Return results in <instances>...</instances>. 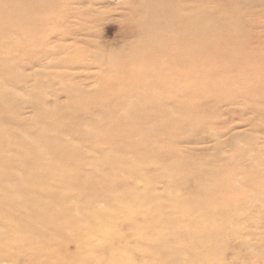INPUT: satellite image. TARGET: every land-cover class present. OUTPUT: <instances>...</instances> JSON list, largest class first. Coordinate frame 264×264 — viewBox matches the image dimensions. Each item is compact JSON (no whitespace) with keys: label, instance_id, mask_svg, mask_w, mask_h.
Segmentation results:
<instances>
[{"label":"rangeland","instance_id":"374dc122","mask_svg":"<svg viewBox=\"0 0 264 264\" xmlns=\"http://www.w3.org/2000/svg\"><path fill=\"white\" fill-rule=\"evenodd\" d=\"M53 2L0 0V264H55L38 254L51 248L59 264H264V0ZM64 159L82 163L84 182L32 176ZM94 199L112 205L107 230L90 222L92 241L75 242L76 222L50 225ZM159 200L155 216L141 209ZM41 219L63 239L44 241ZM170 235L177 244L160 241ZM24 238L34 258L15 252Z\"/></svg>","mask_w":264,"mask_h":264},{"label":"bare ground","instance_id":"6f19581e","mask_svg":"<svg viewBox=\"0 0 264 264\" xmlns=\"http://www.w3.org/2000/svg\"><path fill=\"white\" fill-rule=\"evenodd\" d=\"M51 1V3H55V2H53V1H55V0H50ZM153 2V6H156V9L158 8V10H163V9H168V8H170V6L169 5H172V7L173 6H175L176 8H178V7H181L180 5H177V3L175 2V4H167V2H166V0H152ZM151 8H153V10H155L154 9V7H150V10L148 11L149 12V20H152L151 22H154L155 20H158V22L157 23H159V20L161 21V19H162V17H163V15L161 16V18H160V15L158 14V12H157V10H155L154 12H152L153 10L151 9ZM183 8H181V10H182ZM194 10V9H193ZM72 11V10H71ZM160 12V11H159ZM80 14V13H79ZM182 14V13H181ZM53 14H52V12L50 11V16H52ZM165 17V16H164ZM202 17V16H201ZM181 19H183V20H185V18H186V20H188V16H187V14L184 16H181L180 17ZM193 20V19H192ZM154 24H155V22H154ZM152 28V30L154 31V33H155V36H156V38L158 39L159 37H161V36H166L167 34L164 32V31H162V30H159L158 28H156V27H151ZM170 28V27H169ZM167 30H168V28H167ZM189 31H190V29H189ZM168 32V31H167ZM166 34V35H165ZM208 35V34H207ZM164 38V37H163ZM165 39V38H164ZM161 40V39H160ZM234 41V40H233ZM160 42V41H159ZM176 42V41H175ZM172 44H174V43H172ZM253 45H248L247 46V51H249L248 49L249 48H251ZM51 49H56L57 51L59 50H61V51H64V49H63V47L61 46V45H58V48H55L54 46L51 48ZM207 50V49H206ZM53 51V50H52ZM256 51H258V50H256ZM239 52V51H238ZM66 53V52H65ZM188 53V52H187ZM138 54V56H139V58H141L142 57V55L140 54V53H137ZM136 54V55H137ZM145 54H146V56L147 57H151L150 55H152V57H154V58H156L157 56V54L156 55H154V54H151V52L150 51H145ZM95 56L96 57H98L100 60H104V59H106V55H104V53L102 52H100V53H96L95 52ZM66 57V56H65ZM65 57H61L60 59H58V60H56V61H52L51 62V64L52 63H54L55 64V66H57V65H65L66 64V61L68 60H66L65 59ZM146 58V57H145ZM121 59V58H120ZM246 59V58H245ZM107 60V59H106ZM247 60V59H246ZM137 62V61H136ZM135 62V63H136ZM106 64V63H105ZM108 64V67H110V70L112 69V68H115L116 67V69H118V70H124V71H126V69H128V70H130L131 72H132V68H130L129 66H128V61L126 60V63L125 64H118V66L117 65H115V63H112L111 62V57H110V63H107ZM139 64V63H138ZM232 64V63H231ZM183 68V67H182ZM148 70V69H147ZM137 71V73L138 74H141L142 76H144V75H146V73L145 72H143V71H141V70H136ZM140 72V73H139ZM206 81V80H205ZM204 81V82H205ZM264 83V82H263ZM177 84V83H176ZM99 90V89H98ZM207 90V89H206ZM87 93H90V92H87ZM219 93V92H218ZM249 100V99H248ZM246 101V100H245ZM252 101V100H251ZM257 101V100H256ZM259 101V100H258ZM255 104V103H254ZM256 108V107H255ZM259 116V115H258ZM199 117V116H198ZM199 119V118H198ZM255 145V144H254ZM241 148V147H240ZM261 148V147H260ZM255 149V148H254ZM95 153V152H94ZM96 154V153H95ZM98 155V154H97ZM247 155V154H246ZM91 157H89L90 159H93L94 158V156L95 155H90ZM257 156V155H256ZM262 156V155H261ZM98 158V157H97ZM66 159V158H65ZM65 159H64V165L63 166H61V167H56V168H54V167H51L50 166V164H52V163H46V164H49V165H47V166H49L48 168L49 169H47V167L46 168H43V169H41L39 172H40V174H39V172L38 171H34V173H32V176H34L33 174H35V176H34V179H39V178H41L42 180H44V182L47 184V183H49L51 180H53V183L55 184V185H57V184H62V183H64V182H67L68 183V180H69V178L70 179H73V181L74 180H76V182L78 183L79 181L78 180H81V179H78L79 177H82L83 175H81L83 172V170H81V164L82 163H80L79 165H77V163L75 164L74 162H71V164H68L69 162H66L65 161ZM264 160V159H263ZM102 161V160H101ZM103 164H102V167H101V172H104V170L105 169H110V167L109 166H106V163H108L109 165H110V160H109V158H107V160H105V163L104 162H102ZM260 163V162H259ZM40 165H42V163H40ZM93 165V164H92ZM141 165V164H140ZM261 165V164H260ZM52 168V169H51ZM97 168V167H96ZM257 168H259V167H257ZM130 169V168H129ZM126 170V171H124V173L125 174H129L131 171L130 170ZM262 169V168H261ZM98 170V169H97ZM257 172H258V170H257ZM259 172H260V170H259ZM96 171H94L93 170V174H92V178L93 179H95L96 178ZM123 173V174H124ZM19 174V173H18ZM137 174V173H136ZM187 174H189V172H187ZM20 175H22V174H20ZM121 175H122V173H121ZM189 175H191V176H194V177H196L195 175H192V174H189ZM257 175V174H256ZM108 176L110 177V173L108 174ZM123 176V175H122ZM260 176V175H259ZM36 177V178H35ZM115 177V179H118V177L117 176H114ZM129 177V176H128ZM258 177V176H257ZM185 178V176H182V177H180L179 178V180H178V182H180L181 181V179H184ZM192 178V177H191ZM140 179V178H139ZM187 179H189V178H187ZM46 180V181H45ZM121 180V179H120ZM123 180V179H122ZM196 180V179H195ZM81 181H85V180H81ZM52 182V181H51ZM83 182H81V183H83ZM239 183V182H238ZM50 184V183H49ZM50 186V185H49ZM54 185H52V187H53ZM50 188V187H49ZM65 188V187H64ZM84 191V190H83ZM53 192V191H52ZM261 195V194H260ZM50 196V195H49ZM140 196V195H139ZM51 197V200L54 198V196L52 195V196H50ZM53 197V198H52ZM142 196H140V198H141ZM61 198H64V199H62L63 201L65 200V199H69V196H67V197H61ZM98 199H94V200H92V202L90 203V205H92L91 207H89V206H87V207H82V208H75L77 211H79V212H82V214H84L83 216L82 215H80V214H78L77 213V217H74V216H72V217H68L67 218V216H69L70 214H68V213H70V212H73V210L72 209H74V207H72V206H70V205H66L67 207H65L64 206V208H63V211H64V213L63 214H60L61 216H59V217H57V216H55L54 214H52V215H50V216H54V217H57V218H53V222H52V220H51V223H50V225H52V226H55V227H57V226H60V228H71V229H75V227H71L70 225H66V224H72V223H75L76 222V224L78 225V230H76V232H80L79 234V237H77L76 239V243H80V244H82V243H88L89 241H92L93 239H91L90 238V234L91 233H93V228H91L90 226H89V224H90V222L92 221V222H94L95 223V221H97L98 219L99 220H101V221H99V222H97V223H99L100 224V226H101V230L102 231H105V230H107V228H109V226H110V218L108 219H105L104 218V216L101 214L102 212H106L105 210H102V208H110V206L112 205V203H110V201L109 202H107V200H102V201H100L101 203H103V204H97L96 203V201H97ZM131 200V202H134V203H137L138 204V202H137V199L136 198H133V199H130ZM19 201H21L22 203L19 205V206H24V205H22V204H24V202H23V200H19ZM25 201V203H26V201L27 200H24ZM62 201V202H63ZM75 201V200H74ZM139 201V200H138ZM142 201V200H141ZM160 200H159V202H156V203H146L145 204V201H144V206L141 208V209H144L145 210V212H149V214H151V215H153V216H155L154 215V213L155 212H152L153 211V209H154V207L157 205H159L160 204ZM34 203V202H33ZM106 203V204H105ZM143 203V202H142ZM141 203V204H142ZM40 206V205H39ZM98 206H100V208H98ZM132 206H135V205H132ZM119 207H120V205H119ZM129 207V206H128ZM92 208V212H88V210H90ZM132 208V207H131ZM138 208H139V206H138ZM88 209V210H87ZM147 209H149L150 211H148ZM115 210H117V207H116V209ZM119 211H120V209H118ZM136 211H137V209H135ZM18 212V211H17ZM24 213V212H23ZM23 213H20V212H18L17 214L20 216V215H22V216H24L23 215ZM121 213H123V212H121ZM135 213V212H134ZM68 214V215H67ZM59 215V214H58ZM64 215V216H63ZM121 215H123V214H121ZM29 216V217H28ZM28 216L27 215H25L24 217H25V220H27V219H29L30 217H32L31 215H29L28 214ZM47 216V215H46ZM150 216V215H149ZM119 217H120V215H119ZM138 217V216H137ZM48 218H51V217H49V215H48ZM144 218V217H143ZM52 219V218H51ZM147 219V218H146ZM134 221H135V219H133ZM141 220V219H140ZM138 222H140V221H138ZM48 224V219H47V222L45 223L44 222V220H38V224H37V226H38V228H41V229H47V233H48V231H49V228L46 226ZM96 224V223H95ZM116 225V224H115ZM112 226V225H111ZM24 227H27V228H30L29 226H28V224L27 223H24ZM36 227V226H35ZM122 227V226H121ZM36 229H37V227H36ZM119 229V228H118ZM123 229V228H122ZM153 229H154V233H156L157 235H161V234H159L160 232H161V228L159 227V226H155V227H153ZM29 230V229H28ZM30 231V230H29ZM70 231H73V230H70ZM90 232V233H87V232ZM111 231V230H110ZM109 231V232H110ZM124 231V230H123ZM123 231H120V232H123ZM138 231H136V234H139L140 235V237L142 238L143 237V235L142 234H140V233H137ZM87 233V234H86ZM92 235V234H91ZM40 236H42V238H43V240L44 241H46V242H56L57 240H61V239H63L62 238V236H63V233H62V231H54L53 233H50V235H49V233H48V235H40ZM3 237V236H2ZM108 238V237H107ZM74 240H75V238H73ZM99 239V238H98ZM163 240H165L168 244H171V245H175V244H177L178 243V238L176 237V236H172V235H170V237H168V238H165L164 236H162L161 237V239H160V241H163ZM8 241V240H7ZM157 241H159V239H157ZM19 245H18V247L15 249V252H25V255H28V256H32V254H34L33 253V251L32 252H30L29 250H28V248H30V247H33L34 245H33V241L32 240H28V239H26V238H24V239H19ZM72 242H74V241H72V240H70L69 242H66V246L68 245V247L69 246H71L73 243ZM97 242H99V240L97 241ZM38 243V242H37ZM21 244V245H20ZM90 244H93V243H90ZM185 244L186 245H182V250H184V251H186V249H188V247H191L192 248V250H194V243H193V241L190 239V241L189 240H185ZM42 245V244H41ZM85 245V244H84ZM210 245V244H209ZM43 246V245H42ZM181 248V247H180ZM27 249V250H26ZM34 249V248H33ZM5 251V250H4ZM4 251H1L0 252V254L1 253H3V255H4ZM59 251V249H55V248H51V249H42V250H40L39 252H38V254L40 253V256L42 257V258H50V259H52V260H54V263L55 264H59V263H61V261H63L62 260V258L60 257V259H59V257H58V252ZM174 251V250H173ZM184 251H182V252H184ZM198 251V253L200 252V250H197ZM172 252V251H171ZM191 251H188V253H190ZM187 253V254H188ZM35 256V255H34ZM34 256H32L33 258H34ZM126 256V255H125ZM125 256H124V258H125ZM124 258H122L121 260H124ZM40 260V259H39ZM63 263V262H62ZM122 264H134L133 262H130V261H123L122 262Z\"/></svg>","mask_w":264,"mask_h":264}]
</instances>
